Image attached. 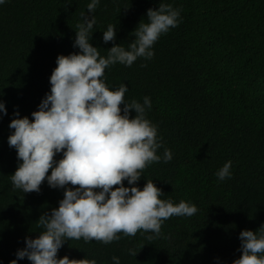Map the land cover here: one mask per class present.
<instances>
[{"label":"trees","instance_id":"trees-1","mask_svg":"<svg viewBox=\"0 0 264 264\" xmlns=\"http://www.w3.org/2000/svg\"><path fill=\"white\" fill-rule=\"evenodd\" d=\"M90 0H6L0 5V264H10L25 238L42 229L38 219L58 207L63 190L45 181L40 192L13 188L17 153L8 145L9 124L38 109L50 91L59 54L74 48L75 26ZM161 0H100L92 43L101 55L135 39L149 8ZM181 10L180 23L154 44L151 60L105 70L113 88L125 83V100L151 98L147 118L158 127L173 159L146 167L138 182L155 181L162 199L196 205L191 217L164 221L162 235L138 231L110 244L67 240L58 256L113 264H232L242 254L239 233L264 225V0H162ZM117 30L107 44L103 31ZM135 110H132V116ZM57 159L60 158L58 154ZM232 161V177L215 173ZM51 170H49L50 174ZM127 186V181H125ZM118 185L114 186L117 187ZM134 249L137 256L129 254ZM19 264H31L26 258Z\"/></svg>","mask_w":264,"mask_h":264},{"label":"clouds","instance_id":"clouds-1","mask_svg":"<svg viewBox=\"0 0 264 264\" xmlns=\"http://www.w3.org/2000/svg\"><path fill=\"white\" fill-rule=\"evenodd\" d=\"M5 2L0 0V5ZM99 4L100 0L87 4V14L82 13L75 26L73 47L79 52L57 56L50 91L38 109L30 117L15 111L9 124L8 145L16 150L18 160L10 176L13 188L24 194L38 193L46 181L64 193L58 207L38 219L42 231L35 238H25V246L17 250L10 264L25 258L31 264H97L94 259L60 258L58 252L65 241L81 238L110 244L120 240L121 233L135 236L142 231L151 233L149 240L157 239L164 221L173 216L191 217L198 211L188 201L162 199L165 193L153 180L146 179L139 186L146 167L161 160L170 162L173 153L164 148L158 154L162 138L147 118L151 98L145 96L143 103L128 102L127 84L113 88L105 77V70L117 63L130 67L138 58L151 60L160 36L180 23L181 10L161 0L158 8L147 10V22L140 21L131 33L135 39L127 47L114 44L101 55L92 43ZM116 36L111 24L103 31L105 44ZM0 114H8L3 100ZM231 167L229 160L217 170L219 181L232 177ZM239 240L242 254L232 264H264V225L242 230ZM129 254L137 256L134 249ZM112 261L121 264L118 256Z\"/></svg>","mask_w":264,"mask_h":264}]
</instances>
